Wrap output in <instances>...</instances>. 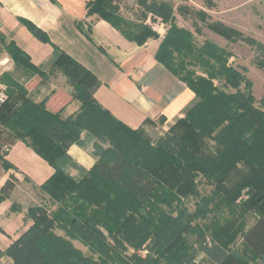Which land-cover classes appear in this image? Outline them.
Masks as SVG:
<instances>
[{
    "label": "trees",
    "instance_id": "16d2710c",
    "mask_svg": "<svg viewBox=\"0 0 264 264\" xmlns=\"http://www.w3.org/2000/svg\"><path fill=\"white\" fill-rule=\"evenodd\" d=\"M139 2L170 24L159 41L155 59L185 82L197 97L185 115L155 141L141 126L130 128L102 107L93 96L99 84L96 75L51 42L39 27L21 19L34 36L51 44V70L59 69L67 77L72 86L71 99H76L79 107L63 118L62 108L55 111L47 108V98L33 101L25 86L15 84L17 91L13 92L9 81L0 75L7 84L8 94L0 105L2 166L16 169L1 150L21 140L53 167V173L39 186L47 195V203L28 206L25 215L31 224L0 250V257L7 255L12 264H193L194 243L188 241V236L205 235L207 230L224 247L240 232L242 256L235 257V264H249L247 255L264 264L263 213H256L253 208L255 213L249 214L253 220L246 226L244 213L249 207L242 204L243 214L236 226L229 221L220 225L216 220L212 227L204 226L201 230L197 222H192L197 217L205 218L208 205L218 197L223 201L224 193L229 205L236 199L238 193L226 192L223 183L237 168V163L249 171L241 187L248 186L251 197L264 196V100L258 106L254 104L250 81L244 75L238 79L245 81V91H240L237 80L230 82L237 90L227 92L211 79L186 70L185 61L177 60L175 52L183 46L188 48L186 54L191 52L192 33L174 23L167 3ZM85 9L86 16L96 14L138 45L148 38H158L151 27L133 23L123 16L111 0H86ZM82 24L83 21H77V28L90 38V26L85 31ZM2 49L29 77L47 78L48 73L33 64L24 50L13 40L6 42L0 34ZM229 70L232 71H225L226 78ZM143 122L151 120L145 118ZM82 132L95 138L92 152L96 159L85 174L73 178L64 169L69 160L67 148L72 143H80ZM201 136L214 142L215 151L200 156ZM196 171L214 184V196H203L193 212L181 208L175 216L157 206L161 201L170 206L180 186L174 182L171 187L163 185L160 177L164 172L180 176L193 175ZM16 181L13 174L8 175L0 186V201L9 196ZM221 191H224L222 196H215ZM147 204L151 207L142 212ZM10 209L20 208L13 203ZM56 229L62 230L64 236L56 233ZM73 239L86 245L92 255L83 254ZM147 241L151 243L153 256L125 253L124 242L137 250Z\"/></svg>",
    "mask_w": 264,
    "mask_h": 264
},
{
    "label": "crops",
    "instance_id": "0c3cea01",
    "mask_svg": "<svg viewBox=\"0 0 264 264\" xmlns=\"http://www.w3.org/2000/svg\"><path fill=\"white\" fill-rule=\"evenodd\" d=\"M85 2L0 0V34L6 42L13 40L33 64L48 73L52 67L53 48L34 36L21 19L30 21L51 42L96 75L99 84L93 96L113 116L130 128L141 126L145 132L151 125L166 130L185 115L197 97L185 82L155 59V42L147 40L138 45L129 41L97 16L89 23L90 38L79 30L77 21H83L85 31L88 28ZM24 80L33 101L47 98V108L53 111L62 108L63 118L77 111L79 102L71 99L70 91L63 85L41 80L38 76H25ZM145 118L152 123L143 122ZM80 140L84 143H72L67 148L69 160L64 169L73 178L85 174L96 159L90 145L91 136L82 132ZM8 147L3 157L16 169H5L0 163V186L9 174L17 181L9 196L0 202V250L31 224V219L25 215L26 209L47 200L39 186L53 173V167L23 141L15 140ZM12 202H18L21 209L11 211Z\"/></svg>",
    "mask_w": 264,
    "mask_h": 264
},
{
    "label": "rangeland",
    "instance_id": "374dc122",
    "mask_svg": "<svg viewBox=\"0 0 264 264\" xmlns=\"http://www.w3.org/2000/svg\"><path fill=\"white\" fill-rule=\"evenodd\" d=\"M111 1L118 6L119 12L128 18V20L136 24H145L157 32L158 38L151 37L147 39L148 41L155 42L157 49L160 39L164 36L166 28L170 24L164 22L160 15L144 7L139 0ZM150 1L152 0H146V3L149 4ZM154 1L157 3H167L172 9L171 15L174 17V23L178 27L192 33L193 48L189 50L191 52H187L186 54L185 50L188 51L186 46L175 52L177 60L180 58L185 61L184 66L186 70H190L195 75L211 79L218 88L227 92L237 90V87L230 83H234L237 80L240 91H245V81H239L238 79L244 75L245 79L250 81L251 93L255 100L254 104L256 106L260 105V102L264 100V0ZM195 11H199L204 15H199ZM96 16V14L89 15L86 22L87 27L92 18ZM178 54L179 56H177ZM4 57H8V61L0 65V75L9 81L13 92H16L17 87H15V84L24 87V79L25 76H28V73L22 67L15 65L6 50L2 49L0 51V58ZM226 69H231L235 72L227 71L226 78ZM234 74L238 75L234 76ZM46 79L50 83L63 85L68 91H72V86L68 82L67 77L59 69L50 70ZM26 91L27 95L30 96L28 90ZM148 128L149 131L145 132V134L152 141H155L159 136L167 132L170 127L166 130H160L159 128L155 129L151 125ZM91 139L90 145L93 150L95 138L91 137ZM200 140L202 152L200 156H205L209 151H215L214 146L212 147L214 142L209 138L201 136ZM83 143L80 140L78 144ZM165 172L164 176L160 177L163 185L170 186L174 182V184L180 186L175 191L176 198L172 201L171 207L162 201L155 203L171 216H175L181 208L188 212H193L196 205L201 202L203 196H214V184L207 182L199 171H196L193 175L180 176L173 172L171 174ZM248 172L245 165L237 163V168L232 171L229 178L223 183L226 192L232 193L236 191L238 193L236 199L229 205L226 199L227 193H224V191L219 192L215 196H222L224 193L226 196H224L223 201L221 197L216 198L214 203L208 205L209 211L206 213V217H197L192 222H197L201 230H204V226L212 227V223H215L216 220L220 225L229 221L233 222L236 226L242 217L241 214H243L240 209V205L242 204L249 207V211L244 213L246 226L253 220V216L249 215L253 211V208L256 213L264 214V196L251 197L248 193V186L241 187L242 181ZM20 202L24 203V201ZM43 202L47 203L46 199ZM13 203L21 209L18 202ZM149 206L147 204L145 209L142 208L141 211H147ZM255 211L253 212L255 213ZM55 232L64 236L63 231L60 229H56ZM188 241L194 243L193 264H235V257L242 256V236L240 232H238L234 241L226 247L222 246L220 242L212 237L210 230H207L205 235H189ZM72 242L83 254L92 255L87 246L79 240L73 239ZM149 245L151 243L147 241L140 249L135 250L127 242H124V246L126 247L125 253L130 255L136 252L140 257H145L146 255L153 256ZM247 256L249 264H259L258 259L250 255ZM0 258V264H12L11 259L5 254L1 255Z\"/></svg>",
    "mask_w": 264,
    "mask_h": 264
},
{
    "label": "built area",
    "instance_id": "2783aa9c",
    "mask_svg": "<svg viewBox=\"0 0 264 264\" xmlns=\"http://www.w3.org/2000/svg\"><path fill=\"white\" fill-rule=\"evenodd\" d=\"M8 61V57L0 58V65L4 64L5 62ZM7 84L0 79V105L7 99ZM8 145H5L2 148V151L5 152L8 150Z\"/></svg>",
    "mask_w": 264,
    "mask_h": 264
}]
</instances>
